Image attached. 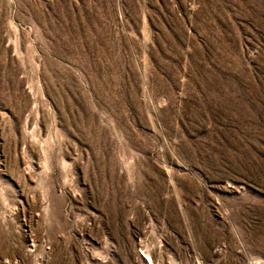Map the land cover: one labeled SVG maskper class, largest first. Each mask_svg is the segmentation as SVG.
Here are the masks:
<instances>
[{"label":"rangeland","instance_id":"374dc122","mask_svg":"<svg viewBox=\"0 0 264 264\" xmlns=\"http://www.w3.org/2000/svg\"><path fill=\"white\" fill-rule=\"evenodd\" d=\"M0 264H264V0H0Z\"/></svg>","mask_w":264,"mask_h":264}]
</instances>
